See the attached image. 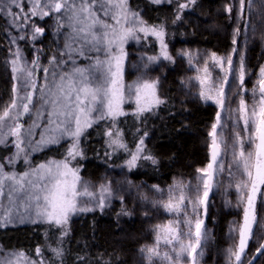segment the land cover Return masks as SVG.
I'll use <instances>...</instances> for the list:
<instances>
[{"label":"snow or ice","instance_id":"1","mask_svg":"<svg viewBox=\"0 0 264 264\" xmlns=\"http://www.w3.org/2000/svg\"><path fill=\"white\" fill-rule=\"evenodd\" d=\"M149 2L171 7L173 24L182 23L198 6V0ZM253 5L254 0H228L225 4L224 12L235 22L233 47L226 57L211 52L206 54L209 58L204 60V66L199 67L193 65L190 52L179 53L189 58V65L197 73L189 79L190 94L203 102L211 101L218 110L208 131V162L196 169V182L174 180L166 193L158 185L151 186L159 193L151 200L152 208L168 213L170 218L153 225L152 242L139 249L146 264H203L210 240V229L205 223L209 196L216 187L217 176L225 171L228 187L234 186L237 193L236 207L242 209L240 220L230 226V233H237L238 240L227 250V264H244L256 226H264L258 211L264 205V65L248 89L245 50L240 41L244 31H255L251 22ZM261 8L258 16L264 22V4ZM0 16L6 17L9 27L17 33L12 35L5 29L17 47L15 51L9 49L7 60L13 74V96L0 112V146L9 153L0 156V228L46 226V243L35 247L34 257L23 250L15 251L5 254L0 264H66L64 244L70 237L73 217L97 209L103 212L117 199V190L110 183L91 185L82 179L80 168L72 165L77 157H84L81 144L87 130L108 121L104 132L107 146L113 153L123 150L129 154V170L137 168L139 161L158 163L145 145L148 132L141 135L132 151L117 130V122L129 115L126 104L135 105L131 114L142 122L146 113L154 115L156 109L167 104V99L159 94V78L141 76L131 84L125 82V45L130 41L141 43L152 38L159 44V55L148 56V62H174L166 39L167 25L149 23L143 10L130 0H0ZM49 30L56 38L50 54L42 40ZM244 40L246 47L247 36ZM19 42L34 49L31 59H25ZM215 68H219V74L214 75ZM37 73L42 74L43 83H38ZM232 81L236 82L237 91L229 96ZM192 87H198V91L191 93ZM237 96V106L230 107ZM25 117L32 121L27 127ZM41 118L43 125L38 123ZM229 126L231 135L226 136ZM40 127L44 131L39 133V140H34V130ZM62 140L71 141L63 159L32 163V152ZM106 155L110 157L112 153ZM228 156L230 159L226 160ZM21 160L26 167L18 171ZM140 199L149 201L143 194ZM119 200L124 203L123 196ZM116 215L129 216L131 212L121 207ZM148 215L146 211L145 216ZM46 251L51 256L46 257ZM258 255H264V242L248 264H254ZM76 259L78 264H84L86 256ZM96 264L111 262L98 257Z\"/></svg>","mask_w":264,"mask_h":264},{"label":"trees","instance_id":"2","mask_svg":"<svg viewBox=\"0 0 264 264\" xmlns=\"http://www.w3.org/2000/svg\"><path fill=\"white\" fill-rule=\"evenodd\" d=\"M130 2L143 10L144 19L149 23L167 25L166 39L174 62L163 60V64L156 63L150 69L151 74L160 80L159 94L167 99V104L156 109L154 115L146 113V120L143 122L131 114L135 105L126 104L125 108L129 115L118 119L117 130L121 131L125 143L132 151L135 150L141 135L147 131L146 148L155 155L158 163L153 165L150 161H139L137 168L129 170L125 165L130 158L127 152L120 150L110 157L106 155L109 152L106 148L104 132L109 127V122L103 121L89 128L86 137L82 138L81 147L84 157L78 158L75 166L80 168L81 177L89 181H98L108 171L115 170L112 173L118 174L119 171H123L130 182L128 189L133 190L132 193H134L136 188L148 191L149 186L154 184L164 188L169 186L174 178H192L196 175L197 168L207 164L208 131L215 120L217 108L201 102L183 89L181 80L190 74V70L176 52L180 47L204 49L217 54L230 52L233 47L231 41L235 22L229 20L228 14L224 12V6L228 0H198L195 10L190 11L184 21L177 24L172 23L173 11L168 5H152L149 0H130ZM255 5L257 9L254 16L255 31H251L248 36L251 37L254 47L249 48L245 57L254 71L264 60V53L260 54L258 43V38H263L264 35V22H261L258 16L262 8L260 3L255 2ZM48 24H51V20ZM5 29H8L12 35L17 34L15 29L9 27L7 18L0 16V112L11 102L13 96V74L7 60L9 49L15 51L17 47L11 43ZM55 39L50 30L42 38L43 46L49 48V54L51 48L55 47ZM130 42L133 44L128 47L129 50L135 49L139 44V49L144 47L142 53L147 52L145 54L150 56L159 55L157 42L152 38H149L147 42ZM19 46L25 59H31L34 49L30 46L25 48V42H19ZM42 60L45 61L43 58ZM134 75V71L130 69L126 80L128 84L135 82ZM231 83L233 84V81ZM177 129L180 131H176ZM39 139L40 135L38 137L36 134L34 140ZM70 142L62 140L60 144L49 145L34 151L30 159L34 165L47 160H60L65 156ZM8 154L4 146H0V156ZM23 169L25 165L21 161L17 164V170ZM128 201L132 199L129 198ZM129 203L131 202H128V205ZM262 206L264 207V205L260 207ZM119 210L120 208H116L115 205L102 213L95 211L74 219L70 237L66 238L64 244L66 264H78L77 256H86L84 264H96L98 257L110 261L111 264H146L139 256V249L151 242L150 228L160 222L159 217L145 216V212L141 209L130 211L129 216L117 217L116 213ZM231 217H233L231 212L218 208L210 264H227L224 253L231 245L227 234V223ZM45 227V225L28 224L0 228V259H3L5 254L20 250L34 257L35 247L46 243ZM252 241L253 239L246 250L244 264L256 251ZM53 246H55L54 242ZM45 256H51V253L46 251ZM254 264H264V255H261Z\"/></svg>","mask_w":264,"mask_h":264},{"label":"rangeland","instance_id":"3","mask_svg":"<svg viewBox=\"0 0 264 264\" xmlns=\"http://www.w3.org/2000/svg\"><path fill=\"white\" fill-rule=\"evenodd\" d=\"M255 2H257L258 4L260 3L262 5V4H264V0H254V5H253L252 13H251V15H252V21L251 22L253 24H254L255 11H257ZM251 31H252L251 28L247 29L246 31L243 32L242 36L240 37L241 48L245 50V57L247 55V52L249 51V48L252 49L254 47V45L251 43V40H250L251 37L250 38L248 37V36H250L249 34H250ZM245 36H247V38H248V42L246 44V47H245V40H244ZM258 40H259L258 43H259V46H260V54H261V53H264V35H263V38H258ZM131 44H133V43L129 42L127 45H125L126 51L128 53V57H127V60L125 62V82L127 83L126 80H127L128 72H129L130 69L133 70L134 73H135V75H134L135 76V81L138 78H140L141 76L142 77L144 76L143 77L144 79H156L155 75L151 74V70L150 69L153 67L152 65H156V63L163 64L162 63L163 60L161 59V60L157 61L156 63H149L148 60H147V57L150 56V55L145 54L147 52L142 53L144 51L143 50L144 47H143V49H139L138 47L140 45L137 44L135 49L129 50L128 47ZM157 46H158V54H159V44H158V42H157ZM182 51L190 52L192 54L193 65H196V66H199V67H203L204 66V60L209 58V56L206 55V54H210L211 52L207 51V50H204V49H194V48H190V47H180L177 50L176 55L179 56L180 58H182L186 62L187 66H188V69L190 70V74H188V76L184 77L181 80V85H182L183 89L186 91V93L190 94L188 82H189V79L191 77H194L195 75H197V73H196L195 67H192V66L189 65V63H188V59L189 58L186 57V56H183V55H179V53H181ZM229 53L230 52L225 53V54H217V55L221 56V57H226ZM234 59L236 60V62L238 64L239 63V56L234 57ZM44 63H46V60L44 61ZM209 63H211L210 60H209ZM145 64H148L147 68L144 67ZM245 64H246L247 69H248V74L246 76V87L248 89H251L253 84H255V82H256V80L258 78L259 67L261 65H264V60H263L262 64L259 67H257V69L255 71H254V68L252 66H249V63L246 60H245ZM212 71H213L214 75L220 73L219 68H215ZM37 78H38V83H43L42 74L38 73ZM234 82L235 81H233L232 90H231L230 96H233V94L237 91V85H236V82L235 83ZM193 83H195V82H193ZM197 91H198V87H192L191 88V93H195ZM191 95H193V94H191ZM193 96L196 97L195 95H193ZM238 99H239L238 96L235 97L231 101L229 106L230 107H236L237 104H238ZM248 99H249V101L251 99V94L250 93H248ZM201 102H203V101H201ZM203 103L214 105L217 108V106L214 103H212L211 101L203 102ZM225 117L227 118V112H225ZM24 119L27 120V123L25 124V127H27L28 125H30L32 123V121L30 119H28L27 117H25ZM43 121H44V119L41 118V120H39L38 123L42 124ZM229 125H231L230 121H229ZM41 130L44 131V128L40 127V128L35 129L34 130L35 131V135L37 134L38 137H39V132ZM225 134H226V136H230L231 135V126H229V128H227V129H225ZM35 135H34V137H35ZM34 137H33V139H34ZM106 141H107V137H106ZM106 148H107L109 153H112V155L117 152L116 151V152L113 153V150L107 146V143H106ZM66 154H67V152H66ZM78 158H80V157H77L76 160ZM225 159L226 160L230 159V156L225 157ZM76 160L72 161V165L73 166H75V161ZM21 161H18V163L21 162ZM114 171L115 170H113L112 172H114ZM112 172L111 171H108L107 173L104 172L105 174H103L98 181H89V180H85V179L82 178L85 182H87V183H89L91 185H95L97 187L101 183H105V184L110 183L111 186L114 189L117 190V199H115L112 202L111 207L106 208L105 210H110L116 205V208H118V209L119 208L121 209V207H126L129 211H136V210L138 211L140 209L143 210L144 212L148 211L149 212L148 217L150 215L155 216V217H159V221H160L159 223L165 222V221H167L170 218L168 213H165L162 210L161 211H156L155 209L152 208L151 200L154 197H158L159 193H155L152 190L151 186H149V188L147 189L148 191L140 190V189L136 188V189H134V193H132L133 190L128 189V186H130V183H129L128 177L125 174V172H123V171L120 172L119 171V174L116 173V172L115 173H112ZM195 176H193L192 178H189V179L188 178L187 179H185V178H174L172 180V182L170 183V185L174 182V180H183L185 182L195 183L196 182L195 181ZM228 183H229V176H228L227 171H225L222 174H219L217 176V178H216V187L213 189L212 197L209 200L208 213H207V218H206V226H207L208 229H210V240L208 241L207 247L205 248V256L203 257V264H210V262H211L210 261L211 260V249H212V245H213V235H214L215 223L217 221L218 208H220L221 210L223 209V211H226V212H231L233 214V217H231L229 219L228 223H227V234L229 236L230 243H231V245L227 248V250L230 247H234L236 241L238 240V234L237 233H230V226L233 224L234 221L240 220L241 215H242V209L236 207V205H237V193H236V190H235L234 186L231 187V188L228 187ZM169 186H166V187L161 188V189H163L165 191V193H166L167 189L169 188ZM226 189H227V191H226ZM142 194L143 195H147L149 197V201H147V202L146 201H142L140 199ZM120 196L124 197V203L123 204H121V202L119 200ZM129 198L132 199V201H128ZM165 198H166V196H165ZM126 199H127L128 202H131V203H129V205H128V202L126 201ZM227 202H230V203H227ZM260 208H261L260 211L262 213V214L260 213L261 222L264 223V207L262 206ZM96 211L101 212L99 209H97ZM91 213H93V212H91ZM76 217H73L72 223H73V221H74V219ZM120 217H122V215ZM201 217H202V212H201ZM255 233L256 234H255L252 242H253V245H254L255 250H256V248L259 246V244L264 239V226L257 225L256 229H255ZM152 240H153V235L151 233V242H152ZM150 243H148V244H150ZM227 250H225V253H224L226 255L225 257L228 256ZM139 256L142 257V255L140 254V251H139ZM143 260H144V258H143ZM21 263L23 264V262H21Z\"/></svg>","mask_w":264,"mask_h":264},{"label":"water","instance_id":"4","mask_svg":"<svg viewBox=\"0 0 264 264\" xmlns=\"http://www.w3.org/2000/svg\"><path fill=\"white\" fill-rule=\"evenodd\" d=\"M211 195H212V192L210 193L209 200H210V198H211ZM258 211H259V208H258ZM202 218H204V217H203V212H202ZM206 218H207V217H206ZM206 218H205V223H206ZM262 242H264V239H263ZM262 242H261V243H262ZM258 247H259V246H258ZM255 252H256V251H255ZM255 252H254V254H255ZM254 254H253V255H254ZM253 255H252V257H253ZM260 256H261V255H258V256H257V258L255 259L254 263L258 260V258H259ZM252 257H251L249 260H251ZM249 260H248V261H249ZM248 261H247L245 264H248Z\"/></svg>","mask_w":264,"mask_h":264},{"label":"flooded vegetation","instance_id":"5","mask_svg":"<svg viewBox=\"0 0 264 264\" xmlns=\"http://www.w3.org/2000/svg\"><path fill=\"white\" fill-rule=\"evenodd\" d=\"M211 197H212V195H211ZM211 199V198H210ZM259 208H260V206H259Z\"/></svg>","mask_w":264,"mask_h":264}]
</instances>
